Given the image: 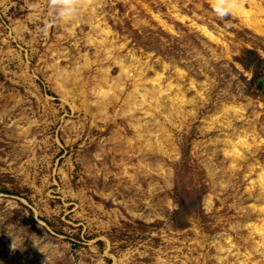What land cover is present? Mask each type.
<instances>
[{
    "label": "rangeland",
    "instance_id": "1",
    "mask_svg": "<svg viewBox=\"0 0 264 264\" xmlns=\"http://www.w3.org/2000/svg\"><path fill=\"white\" fill-rule=\"evenodd\" d=\"M74 19L45 35L48 0H0V264H264V27L218 18L212 0H79ZM94 22L112 31L99 51ZM131 54L147 74L132 69L95 119L86 93ZM155 71L186 94L185 116L165 94L153 117L123 113ZM129 120L165 149L140 151ZM235 132L249 134L243 159L224 153Z\"/></svg>",
    "mask_w": 264,
    "mask_h": 264
},
{
    "label": "bare ground",
    "instance_id": "2",
    "mask_svg": "<svg viewBox=\"0 0 264 264\" xmlns=\"http://www.w3.org/2000/svg\"><path fill=\"white\" fill-rule=\"evenodd\" d=\"M85 1L89 3L91 0H85ZM246 4H248L247 7H246ZM263 4H264V0H238L236 5L232 8L231 12L244 18L248 26L251 27L253 30H256V32L257 31L261 32L263 30L262 28L264 27ZM79 21L80 20L78 19H74L73 25L78 24ZM94 24L96 23L94 22ZM95 28L97 30V35L98 37H100L101 41L100 43H98L95 40H93L92 42L96 43L95 46L97 47V50L99 51L101 44H104L107 41L106 37H108V34H110L112 31L107 25H105L104 27H101V25L98 23L96 24ZM201 30L206 35H208L209 38L215 40L216 37L207 28L202 27ZM104 39L105 41H103ZM98 44L100 46H98ZM113 48H116V46H111V48L106 49L105 51L106 55H108L111 49ZM131 56H132V60L128 64H125L124 62H127V61H124V60H123L124 62L116 61V64L119 65L120 67V74L119 76L115 78L112 77L109 69L102 68V72H103L102 77H96V83L91 86L90 92L86 93L88 95H93L95 98L94 104L97 105V109H98V112H97L98 115H96L95 119L102 118L105 114L108 113V110H109L108 108L111 107L109 104L110 103L109 101H111V99L115 97V93L117 94L116 90L122 93L125 88V82L127 78L134 76V74L132 73V69L137 67L139 68L138 73L140 75L147 74L146 72L148 70H145V68L142 66V63H140L139 58H136L134 54H131ZM146 64L148 65V63ZM162 67H163L162 68L163 70L167 68L165 64H163ZM154 73L156 74V76L153 79L148 80L150 84H147L145 81H142V78L140 79L138 78L134 81L133 89L128 93V98L123 105V113H125L124 111L125 109L128 112L132 113L134 117L140 120L142 119V115L153 117L154 112H152V110L156 111L158 109L160 111L162 107V104L158 101V99H156L157 95H160L161 97H163V95L165 94L167 95L169 99L172 100V103H175L173 104V107H174L173 110L177 114L176 116L171 111H168L169 113L165 115V118L174 122L175 121L174 116L178 117V119L181 116L182 117L185 116L183 115L184 114L183 109H184V106L188 103V100L186 99V94L179 89L176 96L170 95L169 90L171 89L172 91V88L174 87L172 82H170L169 85L164 87L162 86L163 73H159L156 71ZM72 75H73L74 81H80L81 74L79 71H74ZM68 79L69 78L66 77V80ZM64 80L65 79H62L59 81L60 90H62V93H64L63 97L65 98V101L69 102V100H71V102L73 103L76 101V96L74 92L70 91L67 88L66 83L64 85ZM75 83H74V86L76 85L78 86L77 91L79 92L77 96L85 95L83 86L79 87V85ZM192 85L193 87L196 88L194 84ZM83 102H84L83 105H85V107L88 108L87 102L84 99H83ZM73 108H76V106H73ZM232 108L233 109H229V108L224 109V112L228 113L229 111L233 110L234 113L237 112L238 115H241L238 109L234 107ZM140 120H134V122H131L129 120V125L132 127V129L135 132L133 134V137L130 138V140L131 141L137 140L138 143L140 140H144V142L141 141V147H140V151L144 152V151H147L153 148V144L151 143L150 138H154L155 142L159 144L160 150L162 149L164 150L165 147H163V145L161 144L163 141V138H162L163 136H161L160 134H156L153 136L150 125H148L147 123H141ZM230 125H231V122L229 121L228 126ZM161 130L164 131V128L161 127ZM235 134L237 136L236 137L237 142L235 143L232 142L231 138L226 139V142L231 143V146L233 148L224 149V153L226 156H232L237 159H243L244 156H243L242 151L240 150L241 148H239V144H242L244 146L248 145V141L246 138L249 136V134L243 135L242 133H238V132L237 133L235 132ZM145 136H147L148 139H144ZM230 169L231 170L236 169V164L232 162ZM258 178H259L258 181L260 182V188L264 192V170L263 169H261V171L258 173ZM262 227L263 229H260V230L256 228V231L263 237V240H264V226ZM227 242L230 244L231 249H235V244H233L232 241L227 240ZM228 252H230V249H228ZM247 256L249 257L250 255H247Z\"/></svg>",
    "mask_w": 264,
    "mask_h": 264
},
{
    "label": "clouds",
    "instance_id": "3",
    "mask_svg": "<svg viewBox=\"0 0 264 264\" xmlns=\"http://www.w3.org/2000/svg\"><path fill=\"white\" fill-rule=\"evenodd\" d=\"M238 0H212L213 11L217 17L224 19L231 14ZM79 0H48L49 20L42 26L41 31L47 30L60 21H70L78 14Z\"/></svg>",
    "mask_w": 264,
    "mask_h": 264
}]
</instances>
